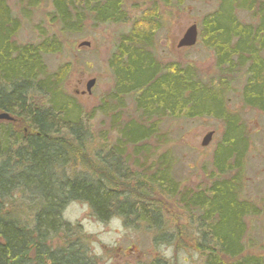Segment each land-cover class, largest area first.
<instances>
[{
	"label": "trees",
	"instance_id": "1",
	"mask_svg": "<svg viewBox=\"0 0 264 264\" xmlns=\"http://www.w3.org/2000/svg\"><path fill=\"white\" fill-rule=\"evenodd\" d=\"M43 1L23 0L18 16L9 0H0V113L28 129L25 133L20 125L0 122V264H94L81 244L69 239L72 227L63 212L71 202L86 203L101 222L119 216L147 225L155 243L197 255L199 264H263L245 253L246 218L258 211L241 197L239 177L248 138L227 109L225 96L243 76V104L264 114V0H217L218 8L203 17L199 35L215 55L220 73L215 82L202 80L189 66H164L153 53L163 28L158 2L169 6L186 0H152V7L137 17L130 16L125 0H51V23L64 33L132 21L110 59L116 87L103 112L108 116L115 111L114 102L121 106L131 97L146 121L123 126L115 115L111 121L119 129L118 143L97 156L87 152L93 142L80 106L64 93L69 71L61 67L51 73L45 62V56L63 51L61 40L53 35L38 43L17 41L22 16L30 17ZM239 11L256 22L241 21ZM163 117H215L225 124L215 152L220 177L205 191L181 197L195 229L175 220V227L168 228L163 196L178 197L169 159H160L154 175L142 177L129 170L124 156V148L139 152L138 146L159 138ZM234 169L241 171L231 176ZM62 233L68 238L65 247L52 248L51 239ZM169 262L160 257L152 264Z\"/></svg>",
	"mask_w": 264,
	"mask_h": 264
},
{
	"label": "rangeland",
	"instance_id": "2",
	"mask_svg": "<svg viewBox=\"0 0 264 264\" xmlns=\"http://www.w3.org/2000/svg\"><path fill=\"white\" fill-rule=\"evenodd\" d=\"M125 1L131 17H137L142 11L152 7V0ZM9 4L15 15H22L23 0H9ZM158 6L163 28L156 35L154 55L164 66L171 64L189 66L196 70L202 80L215 82L216 78L220 77L215 55L203 46L200 35L198 43L192 48H179L178 44L192 25H197L200 33L203 17L214 12L219 2L186 0L183 4L166 6L159 1ZM52 10V1L46 0L31 11L30 17L26 19L22 16L23 25L17 41L22 44L38 43L45 36L53 35L61 40L63 51L45 56L46 65L51 73L61 67H66L69 71L63 89L65 95L75 100L82 110V120L87 124L86 133L93 142L87 144V152L92 156L103 155L118 143L119 129L117 126L113 127L111 121L115 115L118 117L120 115V123L123 126L146 121L131 97L124 98L121 106L114 102L115 111L109 114V117L103 112L104 104H109L110 96L116 87L110 59L121 36L131 29L132 21L127 24H106L99 27L91 24L81 32L64 33L58 24L51 23L49 15ZM238 16L246 23L257 20L245 11H239ZM82 43H89V46H81ZM90 81H95L91 93L87 91V84ZM243 84V76L237 77L232 82V89L226 93L225 101L229 112L238 117L248 138V148L243 156L244 164L242 163L239 177L241 197L253 203L258 211L256 215L246 218L245 253L261 259L264 264V114L243 104ZM8 122L20 125V131L28 132L22 121L16 122L14 119ZM158 127L159 138L141 147L138 146L139 152L136 151V147L124 148L127 165L134 174L151 177L154 175L155 164L160 159H169L168 171L177 188L178 197L171 196V199L165 193L163 196L167 199L164 201V217L171 223L168 228L175 227L172 225L175 220L179 226L195 229L190 226L193 222L180 204L181 197L188 191L191 193L205 191L220 177L215 167V152L225 133V124L215 117L196 119L163 117L158 121ZM209 132H214L213 140L208 147H203V139ZM161 137L165 139L162 141ZM79 169L83 172L81 166ZM239 172L234 169L231 176ZM133 183L132 187L136 185V182ZM156 191V195H161L158 193L159 190ZM63 219L72 227L70 241H78L94 264H152L160 257L170 261L169 264H199L197 255L193 254L192 258L186 251L177 253L171 246L155 243L153 231L147 225L136 222L131 224L119 216L107 222L97 220L86 203H69L63 212ZM67 239L63 233L59 234L51 239V247L55 249L65 247Z\"/></svg>",
	"mask_w": 264,
	"mask_h": 264
},
{
	"label": "water",
	"instance_id": "3",
	"mask_svg": "<svg viewBox=\"0 0 264 264\" xmlns=\"http://www.w3.org/2000/svg\"><path fill=\"white\" fill-rule=\"evenodd\" d=\"M199 40V30L197 25H192L189 27L184 34L183 38L179 41L178 47L179 48H192L196 46ZM81 46L87 45L89 46V43H82L80 44ZM95 81H90L87 84V91L91 93L92 87L94 86ZM0 120H5V121H13L14 118L11 117L8 113H1L0 114ZM214 132H209L205 138L203 139L202 146L203 147H208L212 140H213Z\"/></svg>",
	"mask_w": 264,
	"mask_h": 264
},
{
	"label": "clouds",
	"instance_id": "4",
	"mask_svg": "<svg viewBox=\"0 0 264 264\" xmlns=\"http://www.w3.org/2000/svg\"><path fill=\"white\" fill-rule=\"evenodd\" d=\"M97 251H99V249H97Z\"/></svg>",
	"mask_w": 264,
	"mask_h": 264
}]
</instances>
